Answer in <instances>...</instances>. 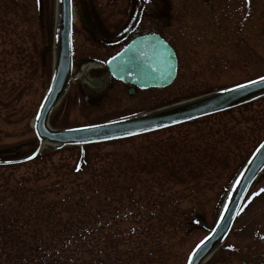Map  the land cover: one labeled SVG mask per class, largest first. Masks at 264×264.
I'll return each mask as SVG.
<instances>
[{"label": "rangeland", "instance_id": "374dc122", "mask_svg": "<svg viewBox=\"0 0 264 264\" xmlns=\"http://www.w3.org/2000/svg\"><path fill=\"white\" fill-rule=\"evenodd\" d=\"M72 1L77 79L55 107L49 122L53 128L129 117L264 76V0H250V6L247 0ZM57 8V0H0V161L23 159L39 146L33 122L53 71ZM152 33L177 54L175 81L162 89H136L134 96L114 80L103 89L102 78L93 70L102 68L132 38ZM83 84L98 95L87 100ZM263 140L264 97L163 131L84 147L83 162L94 163L118 151L144 167L136 168L128 181L130 197L123 196L121 175L112 202L106 201L102 188L91 204L99 203L102 222L114 217L107 233L149 227L140 253L121 261L108 250L104 264H187L215 225L231 184ZM80 158V147H44L39 160L1 169L4 204L19 199L11 190L21 180H27V189H35L72 179ZM261 189L264 172L224 244L205 264H264Z\"/></svg>", "mask_w": 264, "mask_h": 264}, {"label": "trees", "instance_id": "16d2710c", "mask_svg": "<svg viewBox=\"0 0 264 264\" xmlns=\"http://www.w3.org/2000/svg\"><path fill=\"white\" fill-rule=\"evenodd\" d=\"M37 158L0 164V170L32 163ZM95 160L83 162L79 171L74 167L72 179L60 180L52 186L27 189V180L19 181L11 190L12 196H20L16 202L4 204L5 191H0V264H104L108 250L121 261L142 251L140 245L150 235L149 227L107 233L105 229L111 227L114 217L102 222L99 203L91 204L99 198L102 188L106 201L112 202L119 183L115 180L121 175L123 196L130 197L133 193H128L131 189L128 181L136 168L142 171L144 167L127 153L118 151ZM134 223L140 222L135 219ZM102 243L106 245L102 247Z\"/></svg>", "mask_w": 264, "mask_h": 264}, {"label": "water", "instance_id": "95a60500", "mask_svg": "<svg viewBox=\"0 0 264 264\" xmlns=\"http://www.w3.org/2000/svg\"><path fill=\"white\" fill-rule=\"evenodd\" d=\"M57 7L52 79L37 113V115L39 114V119L36 116L34 121V131L38 140L41 145H48L50 149H60L66 146H85L150 133L224 112L264 97V84H256L237 91H224L222 89L149 113L113 121L115 123L98 124L101 127L96 129L77 131V129L85 128L78 127L52 130L47 125L49 115L66 91L72 74V0H57ZM133 44L136 47L125 54V50L128 49L129 45ZM119 53L121 55L115 61H112L111 58L106 63L109 74L118 81L144 90L168 87L176 78V54L172 47L157 34L136 37ZM169 64L173 68L170 69L167 66ZM152 68L158 69V71L150 75L148 73ZM169 72H171V75L168 74ZM130 94L134 95L133 88ZM173 121L178 122L173 123ZM159 124L167 126L157 128L156 125ZM144 128L154 130L141 131ZM126 132L138 134L124 135ZM105 135L113 138L104 139ZM261 144H264V141ZM260 145L257 149L260 148ZM257 149L235 181L217 223L207 236L209 239L199 249L195 247V251L191 252V264H204L219 248L230 232L250 187L264 169V149L260 151H257ZM83 155L84 152H82V158ZM225 205H228L227 211L225 210ZM222 214L223 218H221ZM187 264H189V260Z\"/></svg>", "mask_w": 264, "mask_h": 264}, {"label": "snow or ice", "instance_id": "6c2138e0", "mask_svg": "<svg viewBox=\"0 0 264 264\" xmlns=\"http://www.w3.org/2000/svg\"><path fill=\"white\" fill-rule=\"evenodd\" d=\"M249 6H250V0H247ZM37 3H39V0H37ZM136 45L133 44V45H129L128 49L125 50V54L131 52L133 50V48H135ZM121 53H117V56L116 57H112V61H115L117 59L118 56H120ZM141 55H143V53H141ZM134 59V57H133ZM163 62V61H162ZM170 69L173 68L172 65H167ZM158 71V69H155V68H152L150 70V72L148 74L152 75V74H155L156 72ZM169 75H171V72L168 73ZM256 84H264V76H260L258 77L256 80H249L247 81L246 83H242V84H236L233 88L231 89H224V91H237V90H243L249 86H254ZM37 119H39V114L37 115ZM178 121H173V123H176ZM115 123V122H113ZM167 125H163V124H159V125H156L157 128L159 127H166ZM101 126L99 125H87L85 126V128L83 129H77V131H86V130H91V129H96V128H99ZM154 129H149V128H144V129H141V131H152ZM138 133H133V132H126L124 133V135H136ZM113 137H110L108 135H105L104 136V139H111ZM80 142H86V141H80ZM261 149H264V144H261L260 145V148L257 149V151H260ZM36 155V153H33L32 156H29L27 157V159H32L34 156ZM76 170L79 171L80 170V165H77L76 166ZM237 183H239V181H237ZM260 191L264 192V189H261ZM258 193H253L252 195L255 196L257 195ZM225 210L227 211L228 210V205H225ZM223 218V214H222V217ZM214 231V230H213ZM209 239V237H205L204 240H202L200 242V244H198L196 247L197 249H199L201 247V245H203L205 243V241H207ZM231 247V246H230ZM195 251V250H194ZM188 260H189V264H191V261H192V256L190 255L188 257Z\"/></svg>", "mask_w": 264, "mask_h": 264}, {"label": "flooded vegetation", "instance_id": "af4514ba", "mask_svg": "<svg viewBox=\"0 0 264 264\" xmlns=\"http://www.w3.org/2000/svg\"><path fill=\"white\" fill-rule=\"evenodd\" d=\"M129 34V33H128ZM127 33L126 34H124V35H128ZM178 67H179V65H178ZM73 73H74V59H73ZM92 74L94 75V76H98V77H100V78H102V80H103V89L107 86V84L111 81V82H113L112 80V78L108 75V73H107V70H106V67H105V64H104V66L102 67V68H95L94 70H93V72H92ZM77 78L76 77H73L72 78V80H71V82H70V85H69V87H68V90H67V92L70 90V88H71V85H72V83L76 80ZM114 82H116V81H114ZM118 83H120V82H118ZM122 84V83H121ZM84 85V84H83ZM82 85V90H83V93H84V95L86 96V98H87V100H89L91 97L93 98L94 96H96V95H98V91H94V92H91V97L88 95V93H86L85 91H84V86ZM123 85H125V84H123ZM126 87H129L128 88V93L130 94V91L132 90V88L130 87V86H128V85H125ZM89 87V86H88ZM90 89H93V90H95L94 89V87L92 88V87H89ZM101 91V90H100ZM103 91V90H102ZM140 91V90H139ZM66 92V93H67ZM136 94V91L134 90V95ZM53 114V113H52ZM52 116V115H51ZM51 118V117H50ZM50 122V121H49ZM50 125V124H49ZM50 128H53L51 125H50ZM53 129H57V128H53ZM163 131V130H162Z\"/></svg>", "mask_w": 264, "mask_h": 264}]
</instances>
